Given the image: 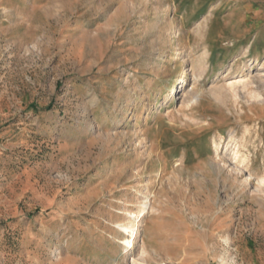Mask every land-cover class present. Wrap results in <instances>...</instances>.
Masks as SVG:
<instances>
[{
  "label": "rangeland",
  "instance_id": "obj_1",
  "mask_svg": "<svg viewBox=\"0 0 264 264\" xmlns=\"http://www.w3.org/2000/svg\"><path fill=\"white\" fill-rule=\"evenodd\" d=\"M262 73L264 0H0V264H264Z\"/></svg>",
  "mask_w": 264,
  "mask_h": 264
},
{
  "label": "bare ground",
  "instance_id": "obj_2",
  "mask_svg": "<svg viewBox=\"0 0 264 264\" xmlns=\"http://www.w3.org/2000/svg\"><path fill=\"white\" fill-rule=\"evenodd\" d=\"M179 56V55H178ZM210 54L208 52V49H205L200 58L194 61L193 66L190 68L193 75H196L197 73H200L199 70L205 71L206 68L209 65V59ZM179 60V59H177ZM264 74H260L258 78H263ZM261 83L264 82L261 79ZM260 88V87H259ZM258 96H261L258 94ZM198 96L195 97V101H198ZM229 145L234 146L237 144V135L236 132L233 131L230 134L229 137ZM232 150V149H231ZM230 150V151H231ZM236 151L234 152V154ZM149 209V202L143 201L142 204H140L139 210L137 212H129L127 222L125 224H120L119 228L123 231V239H122V246L124 248L125 253H129L134 249V239L136 237V234L139 230V224L142 221L141 219L144 217V215L147 213V210ZM230 242V241H229ZM229 245V244H228ZM223 264H227V262L222 261Z\"/></svg>",
  "mask_w": 264,
  "mask_h": 264
}]
</instances>
